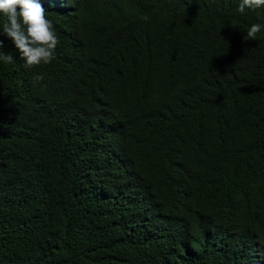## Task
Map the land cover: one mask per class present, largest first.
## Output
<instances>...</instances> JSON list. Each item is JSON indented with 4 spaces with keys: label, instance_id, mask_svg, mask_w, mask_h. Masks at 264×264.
I'll use <instances>...</instances> for the list:
<instances>
[{
    "label": "trees",
    "instance_id": "obj_1",
    "mask_svg": "<svg viewBox=\"0 0 264 264\" xmlns=\"http://www.w3.org/2000/svg\"><path fill=\"white\" fill-rule=\"evenodd\" d=\"M239 3L43 0L82 58L58 44L29 68L2 34L19 64L0 66V264H194L163 250L182 242L203 247L199 264H250L247 246H264V27L243 37L264 6ZM139 189L172 208L170 237L123 245Z\"/></svg>",
    "mask_w": 264,
    "mask_h": 264
},
{
    "label": "clouds",
    "instance_id": "obj_2",
    "mask_svg": "<svg viewBox=\"0 0 264 264\" xmlns=\"http://www.w3.org/2000/svg\"><path fill=\"white\" fill-rule=\"evenodd\" d=\"M40 1L43 4V0ZM42 4L38 0H0V14H3L5 18L4 22L0 24H3L0 28V39L3 34L12 40L17 51L15 53L22 62L25 61L24 66L26 68L50 63L54 59L58 44L63 47L66 54L82 58V42L78 31L68 29L79 40V42L69 46L64 41L65 30L58 31L54 28L52 21L47 19L46 10ZM262 6H264V0H240L238 11L243 14L246 8L254 10ZM262 27L264 26L259 23L252 24L243 39L245 41L255 40ZM4 42H8V39L0 40V66L5 68L17 67L18 60L13 59L11 54L2 51ZM33 79L40 82L44 77L37 74ZM129 197L131 204H133L131 208L137 209L142 214L140 218L142 222L135 227L128 228L120 238V242L123 245L136 241L151 244L169 238L170 233L166 229L169 228V223L172 220V208L162 199L142 189L134 191ZM191 208L192 202L190 200L183 203V211ZM187 238H190L188 234ZM182 244L184 246L183 251L170 249L169 243L164 244L163 250L174 252L177 263L188 260L190 258L188 257L189 252L192 251L195 253L191 258L192 262L199 264L201 258H196V254L203 250V247L196 248L190 245L186 248L183 242ZM246 254L250 264H264V246L261 243L257 242L253 246H247ZM251 254L252 258H250ZM129 264L137 263L129 261Z\"/></svg>",
    "mask_w": 264,
    "mask_h": 264
},
{
    "label": "bare ground",
    "instance_id": "obj_3",
    "mask_svg": "<svg viewBox=\"0 0 264 264\" xmlns=\"http://www.w3.org/2000/svg\"><path fill=\"white\" fill-rule=\"evenodd\" d=\"M71 9V8H70ZM57 12H58V10H57Z\"/></svg>",
    "mask_w": 264,
    "mask_h": 264
}]
</instances>
